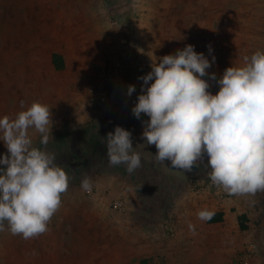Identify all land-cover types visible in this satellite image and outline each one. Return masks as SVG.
Here are the masks:
<instances>
[{"label": "crops", "instance_id": "1", "mask_svg": "<svg viewBox=\"0 0 264 264\" xmlns=\"http://www.w3.org/2000/svg\"><path fill=\"white\" fill-rule=\"evenodd\" d=\"M78 3L65 8L68 13L76 15L71 16L64 26L66 30L70 29V34L66 32L68 36L64 34V46L51 52L47 64L37 63L35 68L30 32L25 34L20 45L16 38L15 5H8L7 21L0 36V117H15L22 110L21 101L24 108L34 101L48 105L53 119L52 150L63 151L73 145L72 148L82 153L78 154L79 157L94 155L92 165L95 168L91 173L100 196H114L120 191L129 198L134 193L144 197L141 187L145 184V187L150 186L152 181L158 192L166 189L165 193L156 191L153 198L155 203H159L158 197L169 201L164 221H172L174 233L170 236L162 230L157 236L165 238L162 241L170 244L172 254H185L184 264H232L249 244L258 245L251 264H264V192L229 194L220 198L208 188L193 191L192 184H200L211 171L205 166L207 161L204 159L190 172L172 167L170 161H157L155 145H148L142 136L145 125L132 112L138 96L144 91L141 87L143 80L139 78L150 72L152 63L158 62L159 58L176 53L168 49V45L175 44L166 30L172 27L188 30L194 14H203L200 22L206 21L204 19L209 17L205 14L219 10V7L211 4V0H117L111 8L102 0L101 6L95 0H79ZM107 9L120 14L116 26H108L105 22L102 14L108 12ZM253 12H257L256 7ZM103 30H107L104 34L114 42L119 39V43L116 47L111 44L106 51L108 56L98 60V67L120 53H126L130 85L135 86L131 96L126 95L117 107L95 106L88 94L89 87L97 82V70L90 66L89 61L93 59V45L102 40L98 31ZM106 41L107 37L104 44ZM53 52L61 54L64 61L62 69L55 68ZM144 63L149 64L145 66ZM32 78H36L34 90ZM116 126L131 132L133 151L141 156V166L131 173L124 164H109L103 137L114 132ZM29 133L33 138L41 137L34 129ZM97 140L99 146L94 148L89 142ZM6 150L0 141V156L6 154ZM202 210L211 211L212 217L200 219L198 214ZM241 215L244 216L242 219ZM57 221H63L61 214L53 215L46 233L28 240L21 235H12L7 228L0 232V264H75L70 252L65 253L62 249V228H57ZM240 222L245 224L244 229H241ZM157 247L154 242V248Z\"/></svg>", "mask_w": 264, "mask_h": 264}, {"label": "clouds", "instance_id": "2", "mask_svg": "<svg viewBox=\"0 0 264 264\" xmlns=\"http://www.w3.org/2000/svg\"><path fill=\"white\" fill-rule=\"evenodd\" d=\"M212 49L209 45V52ZM212 62L191 44L152 63L140 77L142 89L132 108L143 121L148 145H155V158L170 161L174 168L192 171L204 162L211 182L234 195L264 192V51L244 57L239 66L227 67L217 80L208 73ZM209 76L219 91H209ZM149 81H152L149 84ZM135 91L129 85L127 95ZM15 117H0V141L7 153L0 156V232L10 231L25 240L48 231L53 215L61 207L68 189L66 171L55 163V155L33 145L30 129L41 135V144L52 137L51 108L34 101ZM53 138V137H52ZM109 164L126 165L129 173L141 166L133 151L131 132L116 126L103 137ZM82 187H90L87 179ZM202 220L213 213L202 210Z\"/></svg>", "mask_w": 264, "mask_h": 264}, {"label": "rangeland", "instance_id": "3", "mask_svg": "<svg viewBox=\"0 0 264 264\" xmlns=\"http://www.w3.org/2000/svg\"><path fill=\"white\" fill-rule=\"evenodd\" d=\"M78 1L0 0V36L3 35V25L7 21L8 5L13 4L15 5L17 22V42L21 45L25 34L29 35L30 32V40L34 47L33 68L37 63L47 64L51 52L60 48L61 45L64 46V34H70L68 32L70 29L66 30L64 26L69 18L76 14L68 13L65 8L79 4ZM95 1L97 5H102L101 0L100 2L99 0ZM102 1L105 6H109L108 8L117 2V0ZM211 4L218 6L219 10L215 9L211 13L205 14L209 18L204 19L206 21L202 20V22L200 21L203 14L200 16L194 14L192 24L188 23V30L185 29L187 33L181 28L173 27L166 31L169 32L168 37L175 44L172 45L171 43L170 47L168 45V49L172 52L191 44L195 51L203 52L205 56H208L210 62L215 56V62L207 71L209 74L215 73L218 80L227 67L242 65L244 57L251 56L257 50L264 51V0H225L218 2L211 0ZM255 7L258 13L253 12ZM107 10L108 12L104 11L105 14H102L105 22L108 26H116L112 21L117 20L118 22L120 14L114 13L110 9ZM11 15L13 14L10 13ZM163 31L164 36L165 30ZM104 32L107 30L98 31V34L102 35L98 37L102 40L93 45V59L89 61L90 66L96 68L97 74L99 70L98 60L104 58V55L108 56L106 51L111 44L116 47L119 43V39L114 42ZM106 37L107 41L104 44L103 40ZM209 45L212 49L211 53L209 52ZM148 64L144 63L145 66ZM34 74L33 71V76ZM32 79V89L34 90L36 78ZM204 79L209 81L211 88L209 91L213 94L219 91V84L215 80H211L207 75ZM17 84L19 83L17 82ZM146 88L147 85L142 90L146 91ZM89 143L94 148L99 146L98 140ZM103 144L102 141L101 147ZM33 145L51 152V154L54 152L55 163L62 167L69 177L68 189L62 194L61 207L55 215L61 214L63 219L61 223L56 222L57 228H62L60 233L62 236L60 240L63 241L62 249L65 253L66 251L70 252L75 264H184L185 254H172L170 244L162 241L165 238L157 236L158 233H162V230L166 231L167 223L171 225L173 223L168 219V221H164V217L168 215L169 201L158 197L159 203L154 202L153 194L157 189H154L153 181L149 184L150 186L145 187V184L141 187L144 190L142 193L146 195L144 197L134 193L129 198L126 193L120 191L114 196L112 194L100 196L91 173L95 168L92 165L95 159L94 155L79 157L78 154L82 153L77 151L75 147L72 148L73 145L67 146V149L63 151H53L51 136L47 145L41 144V137H34ZM205 160L207 161V157ZM192 178H195L194 175L191 176ZM85 179L92 187V192H88L82 187V181ZM163 192L165 193L166 189L158 193ZM120 196L129 200L127 202L128 209L125 212L114 211L111 207L112 200ZM154 242L156 246L157 244L159 246L156 249ZM257 251L258 245L256 246V253Z\"/></svg>", "mask_w": 264, "mask_h": 264}, {"label": "built area", "instance_id": "4", "mask_svg": "<svg viewBox=\"0 0 264 264\" xmlns=\"http://www.w3.org/2000/svg\"><path fill=\"white\" fill-rule=\"evenodd\" d=\"M113 24L117 20L112 21ZM130 68L128 57L123 53L117 55L112 61L104 62L99 66L97 74V82L88 89L89 99L95 106L110 105L119 106L127 95V88L130 85ZM147 115H142L140 122L148 121ZM144 124V123H142ZM208 188L215 196L223 198L229 195L227 191L213 184L208 176H206L199 184H192L193 191ZM92 187L87 188L88 192H92ZM62 203V200H61ZM111 207L114 211L125 212L128 209L127 201L122 197L112 200ZM167 233L172 236L174 233L171 224L166 225ZM256 253V245L249 244L245 249L237 255L232 264H251V259Z\"/></svg>", "mask_w": 264, "mask_h": 264}, {"label": "trees", "instance_id": "5", "mask_svg": "<svg viewBox=\"0 0 264 264\" xmlns=\"http://www.w3.org/2000/svg\"><path fill=\"white\" fill-rule=\"evenodd\" d=\"M52 61H53V64H54V66H55L56 69H62L64 67V61H63V58H62L61 54L56 53V52H53V54H52ZM243 217L244 216L241 215L240 216V219H242ZM240 227H241V229H244L245 228V224L242 223V222H240Z\"/></svg>", "mask_w": 264, "mask_h": 264}]
</instances>
